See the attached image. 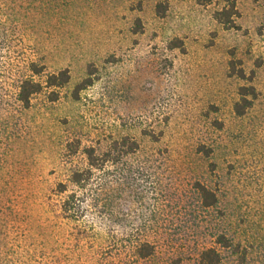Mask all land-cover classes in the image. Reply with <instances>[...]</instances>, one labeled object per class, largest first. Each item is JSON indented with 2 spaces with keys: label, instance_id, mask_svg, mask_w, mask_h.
<instances>
[{
  "label": "rangeland",
  "instance_id": "374dc122",
  "mask_svg": "<svg viewBox=\"0 0 264 264\" xmlns=\"http://www.w3.org/2000/svg\"><path fill=\"white\" fill-rule=\"evenodd\" d=\"M234 1L236 29L214 18L230 0H0L16 31L0 54V264H198L206 248L264 264V0ZM32 62L70 81L25 109L15 84ZM124 139L137 151L70 217L84 150ZM143 241L154 258L134 253Z\"/></svg>",
  "mask_w": 264,
  "mask_h": 264
},
{
  "label": "trees",
  "instance_id": "16d2710c",
  "mask_svg": "<svg viewBox=\"0 0 264 264\" xmlns=\"http://www.w3.org/2000/svg\"><path fill=\"white\" fill-rule=\"evenodd\" d=\"M236 16H238L236 3L234 0H230L229 6H225L220 11H217L214 18L227 29H236ZM5 23L4 20L0 19V54L1 52L3 53L5 48L10 47L16 33V31H11V28H8V24ZM232 65L231 70L235 71V66L234 64ZM2 67V56L0 55V69H2ZM26 71L28 74L17 78L15 84L16 103L20 104L25 109H28L31 106V101L34 96L42 94L45 90H51L49 93L51 96H54L52 98L54 101L57 99V91L64 88L70 81L68 71L47 73L44 66H40L35 62L28 64ZM237 75L244 77L245 74L240 70ZM89 86H91V83L83 85V88L81 89H85ZM250 95L252 97L256 96L254 88H241V101L235 106V111L239 116L244 115L246 110L250 107L251 102L248 100V96ZM114 145V148L111 147L102 154H99L93 147L84 150L87 167L71 173L69 182L74 188H76V190L67 196L62 204L63 211L70 215V217L80 218L81 213H83V203L89 197V192H92L96 173L102 172L103 174H106L109 171L107 170L109 164L117 162L120 155H129L135 153L138 149L135 142L130 141L129 139H124L123 144H120V147L118 142H115ZM103 181L105 184L107 178H104ZM63 189L64 190H62L61 193L66 191L65 187ZM197 190L205 207H212L216 204L217 199L210 190L201 185L198 186ZM217 243L223 247H228L225 242H222V238H220ZM134 253L139 259L147 260L156 256L157 247L151 242L143 241L137 246H134ZM198 264H222V255L215 248H206L200 252Z\"/></svg>",
  "mask_w": 264,
  "mask_h": 264
}]
</instances>
